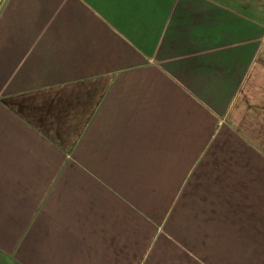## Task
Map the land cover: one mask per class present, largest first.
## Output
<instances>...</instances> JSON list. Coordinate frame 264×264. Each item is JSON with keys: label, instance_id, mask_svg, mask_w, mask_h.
Returning a JSON list of instances; mask_svg holds the SVG:
<instances>
[{"label": "crops", "instance_id": "0c3cea01", "mask_svg": "<svg viewBox=\"0 0 264 264\" xmlns=\"http://www.w3.org/2000/svg\"><path fill=\"white\" fill-rule=\"evenodd\" d=\"M162 228L177 264L264 233V0H0L1 258L160 264Z\"/></svg>", "mask_w": 264, "mask_h": 264}, {"label": "rangeland", "instance_id": "374dc122", "mask_svg": "<svg viewBox=\"0 0 264 264\" xmlns=\"http://www.w3.org/2000/svg\"><path fill=\"white\" fill-rule=\"evenodd\" d=\"M23 195H25L23 193ZM169 223V222H168ZM50 226V223L47 224ZM170 225V224H168ZM163 230V228H162ZM31 234V233H30ZM34 236L36 233H33ZM130 235L134 233H129ZM184 235H180V238L175 233H169V230L166 228L165 231L163 230V233H141V237L143 239V245H146L145 249H148V252L145 255H150V251L153 247V243L156 240V246L161 247V251L163 253L159 256L158 253H152L153 258L160 261V264H167L168 261H171V264H177L178 260L180 261V257L186 255L183 252H186L189 250V247L187 245L188 243V237L186 233H182ZM80 238L83 235H86L88 238V241L91 239L90 234H79ZM21 240L24 239V236L21 235ZM232 240L227 241V248H228V257H230V260L233 261V258L235 256L234 251H237V257H239L243 262H240V264H264V233H233ZM84 238V236H83ZM82 240V239H81ZM31 244V240H29ZM135 239H131V242L133 243ZM27 243L26 245H28ZM139 243V241H137ZM155 245V244H154ZM31 247V246H30ZM165 247H167L165 249ZM253 250V253L251 254V251ZM242 253H240V252ZM24 256V255H23ZM144 257V255H142ZM149 257V256H148ZM185 258V256H184ZM197 258V257H196ZM198 259V258H197ZM181 262L186 263L185 260H182ZM0 264H17L14 261H11L8 259V257L5 255V257L0 256Z\"/></svg>", "mask_w": 264, "mask_h": 264}]
</instances>
